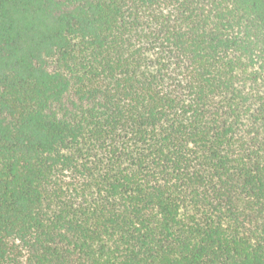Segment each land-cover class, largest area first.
<instances>
[{
	"label": "trees",
	"instance_id": "obj_1",
	"mask_svg": "<svg viewBox=\"0 0 264 264\" xmlns=\"http://www.w3.org/2000/svg\"><path fill=\"white\" fill-rule=\"evenodd\" d=\"M0 264H264V0H0Z\"/></svg>",
	"mask_w": 264,
	"mask_h": 264
}]
</instances>
